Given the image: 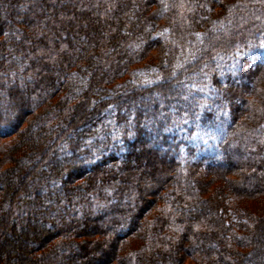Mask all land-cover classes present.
I'll use <instances>...</instances> for the list:
<instances>
[{"label":"trees","instance_id":"trees-1","mask_svg":"<svg viewBox=\"0 0 264 264\" xmlns=\"http://www.w3.org/2000/svg\"><path fill=\"white\" fill-rule=\"evenodd\" d=\"M0 264H264V0H0Z\"/></svg>","mask_w":264,"mask_h":264},{"label":"rangeland","instance_id":"rangeland-1","mask_svg":"<svg viewBox=\"0 0 264 264\" xmlns=\"http://www.w3.org/2000/svg\"><path fill=\"white\" fill-rule=\"evenodd\" d=\"M194 140L197 142L201 141V143L206 144V138L204 136H200L199 133L194 137ZM227 218H228V221L236 220V216L233 213L227 214Z\"/></svg>","mask_w":264,"mask_h":264}]
</instances>
